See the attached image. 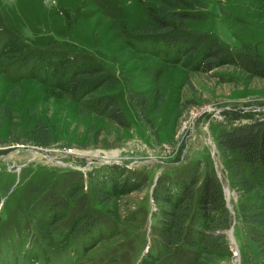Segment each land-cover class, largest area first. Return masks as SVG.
Masks as SVG:
<instances>
[{"label":"rangeland","instance_id":"obj_1","mask_svg":"<svg viewBox=\"0 0 264 264\" xmlns=\"http://www.w3.org/2000/svg\"><path fill=\"white\" fill-rule=\"evenodd\" d=\"M173 1L183 6L171 10ZM170 13L180 16V26L165 19ZM155 18L204 48L217 41L234 60L250 56L264 65L260 0H0V263L12 261L29 242L28 249L36 246L27 251L31 262L48 249L54 258L48 264H60L57 258L78 264H177V258L168 262L170 255L156 250L168 206L164 199L153 200L151 192L157 176L158 183L173 181L190 167L207 169L209 158L229 190L230 207L254 202L229 189L216 138L228 123L264 116V78L236 64L201 68L189 50L177 56L163 51L158 40L141 44L143 36H152ZM30 52L42 59L36 63ZM59 53L74 67L85 63L97 69L91 89L77 93L61 82L68 62L52 69L43 60ZM101 98L117 102L123 126L92 109L90 102ZM85 168L92 172L82 177L81 189L63 194L66 182ZM131 172L145 184H128ZM46 195L63 199L64 215L72 218L83 205L104 226L90 232L87 246L74 234L60 241L55 229L40 224L38 201ZM250 233L230 218L221 231L211 232L221 236L223 250L206 255L188 245L187 261L264 264V240L254 242ZM20 256L16 264H22Z\"/></svg>","mask_w":264,"mask_h":264},{"label":"trees","instance_id":"obj_2","mask_svg":"<svg viewBox=\"0 0 264 264\" xmlns=\"http://www.w3.org/2000/svg\"><path fill=\"white\" fill-rule=\"evenodd\" d=\"M260 1L264 3V0ZM169 4H171V10L176 8L177 5L183 6V4L174 1ZM164 17L169 22L176 21L179 26L182 21L177 13H170L164 15ZM150 30H153L151 34L154 37L149 38L152 36H148V34L143 36L141 44H147L146 42L150 44L158 40L163 46V49L162 46L160 47L163 51L165 49L168 52L173 50L177 56H183L184 51L189 50L187 54L189 57H193L194 62L201 68L211 69L223 64H236L243 70L264 78L263 64L251 59L250 56L234 60L217 41L208 43V46L204 48L201 42H192L188 36L176 33L171 26H167L159 18L154 19L153 27ZM30 54L36 63L42 59V56L38 58V55L34 52H30ZM44 59L50 61V65H54L52 69L63 66L64 62H68L62 74L61 82L74 88L77 93L85 91L89 87L91 89V84L88 82H96L95 78L99 76L96 68L87 67L85 63H79L74 67L70 63L71 61H68L65 55L60 53L45 56ZM104 78L108 80L109 77L105 76ZM90 103L93 104V110L101 112L120 126L125 124L124 115L116 101L101 98ZM216 141L218 153L225 161V167L231 180L232 187L229 186V189L232 191L235 188L239 193L255 200L251 204L243 202L237 205L232 204V216L226 207L222 185L218 180L210 158L207 169L199 165L190 167V169L182 171L173 181L166 179L164 182L160 180L158 183L157 176L155 180L157 184L152 189L151 197L155 201L164 199L163 202L168 206V210L162 211L165 225L159 234L162 243L156 245V250L158 254L170 255L168 262L177 258V264H197L194 259L187 261L188 245L189 248L191 246L201 248L206 255H214L215 252H218L216 249L223 250V247L218 243L221 236L214 237L211 232L221 231L227 226L230 218H233L238 224L242 225L243 223L247 226L249 232H251L250 238L252 241L257 240V243H259L260 240H264V233H260L254 228H264V116L249 118L245 123H228L226 127L219 129ZM34 142L40 146L46 145L35 138ZM97 169L96 171L100 172L99 168ZM90 171L92 172V170H89L86 175ZM128 175V184L132 182L142 186L145 184L142 175L133 172ZM82 177V173L73 175L62 187V193L69 196V192L79 191L83 183ZM38 205H40V209L36 208L38 209L37 214L40 215V224L46 228L52 227L53 230L55 229L54 232L60 238V241L66 239L68 235L74 234L76 238L78 237V244H81L82 247L87 246V237H89L90 232L91 235H94L104 226L99 219L90 216L83 205L81 210L77 211L72 218L64 215L67 204L62 198H57L54 195L43 196L38 201ZM149 214L150 220L153 218L152 211L149 210L146 213V220H148ZM192 226L198 229H193ZM95 228H98V230L95 231ZM199 228H202V231ZM84 233L85 236H82ZM234 237L238 242L237 237ZM187 239L188 243H186ZM237 245L241 254L239 242ZM32 247H36L34 243H31L30 249L24 248L25 252L18 248L16 253L12 254L13 262L11 259L10 261L2 260L0 264H16L17 255L19 254L21 255L20 262L22 264H34L35 260V264L53 262L54 258L51 257L52 253L48 249L40 250V255L31 262L30 254L27 251L31 250ZM226 249L230 250V247L228 246ZM226 249L224 248V250ZM226 252L228 254L232 253L231 250ZM56 261L60 264H78L77 260H71L70 258L67 259L66 263L58 258Z\"/></svg>","mask_w":264,"mask_h":264},{"label":"water","instance_id":"obj_3","mask_svg":"<svg viewBox=\"0 0 264 264\" xmlns=\"http://www.w3.org/2000/svg\"><path fill=\"white\" fill-rule=\"evenodd\" d=\"M15 170V168L14 167H12L11 168V171H14ZM225 191V190H224ZM229 192L226 190V192H225V201H226V207L229 209V210H231V207H230V205H229V203H228V197H229V194H228ZM231 237H233V236H231ZM232 239V238H231Z\"/></svg>","mask_w":264,"mask_h":264},{"label":"bare ground","instance_id":"obj_4","mask_svg":"<svg viewBox=\"0 0 264 264\" xmlns=\"http://www.w3.org/2000/svg\"><path fill=\"white\" fill-rule=\"evenodd\" d=\"M32 156L34 157L35 155L32 154Z\"/></svg>","mask_w":264,"mask_h":264}]
</instances>
